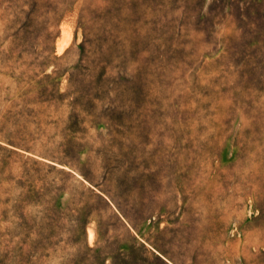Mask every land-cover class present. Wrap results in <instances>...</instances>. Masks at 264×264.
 Listing matches in <instances>:
<instances>
[{"label":"rangeland","instance_id":"rangeland-1","mask_svg":"<svg viewBox=\"0 0 264 264\" xmlns=\"http://www.w3.org/2000/svg\"><path fill=\"white\" fill-rule=\"evenodd\" d=\"M0 264H264V0H0Z\"/></svg>","mask_w":264,"mask_h":264},{"label":"bare ground","instance_id":"bare-ground-1","mask_svg":"<svg viewBox=\"0 0 264 264\" xmlns=\"http://www.w3.org/2000/svg\"><path fill=\"white\" fill-rule=\"evenodd\" d=\"M66 44L67 43H65L64 41L61 44H59L58 51L59 52L63 51L66 47ZM88 237L90 241H92V239L95 237L94 231L92 229L88 230Z\"/></svg>","mask_w":264,"mask_h":264},{"label":"trees","instance_id":"trees-1","mask_svg":"<svg viewBox=\"0 0 264 264\" xmlns=\"http://www.w3.org/2000/svg\"><path fill=\"white\" fill-rule=\"evenodd\" d=\"M218 1H222V0H218ZM257 1H262V0H257ZM257 4H261V3L257 2Z\"/></svg>","mask_w":264,"mask_h":264}]
</instances>
